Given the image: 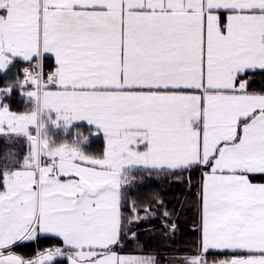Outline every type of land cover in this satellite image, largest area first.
Here are the masks:
<instances>
[{"label":"snow or ice","instance_id":"snow-or-ice-1","mask_svg":"<svg viewBox=\"0 0 264 264\" xmlns=\"http://www.w3.org/2000/svg\"><path fill=\"white\" fill-rule=\"evenodd\" d=\"M0 74V264H163L120 254L177 231L140 172L201 176L200 241L168 264H264V0H0ZM42 237L61 245L14 251Z\"/></svg>","mask_w":264,"mask_h":264},{"label":"trees","instance_id":"trees-1","mask_svg":"<svg viewBox=\"0 0 264 264\" xmlns=\"http://www.w3.org/2000/svg\"><path fill=\"white\" fill-rule=\"evenodd\" d=\"M48 63L52 64L50 59ZM12 78L13 74H0V87L4 86V84ZM261 83L262 81L257 78V83L254 87L259 89ZM25 102L26 101L19 92H14L11 99L8 101L11 110L16 112L26 111ZM76 127H79L81 131L87 134L88 126L86 124H75L72 132H70L67 137H65L63 131H56L57 140L67 139V141L71 143L73 139L72 133L75 131ZM4 146V138L0 137V148ZM104 147L105 141L102 135L93 137L92 143L89 146V152L94 155H99L102 153ZM25 149L26 145H22L19 142L15 144L16 151H23ZM200 180L201 176L198 173L192 176L191 184L180 182L172 175L149 177L144 172L138 173L135 180L137 185L135 189L136 195L145 202H150L153 196L158 195L170 210L175 209L176 215L173 220L177 225V231L175 234L165 236L159 219L147 221L138 230V240L124 245L121 252L143 254L158 253L160 255L171 249L177 248L174 246L179 245L185 253L192 254L200 241V201L198 188ZM153 207H155V205H153ZM60 245L61 241L57 238L42 237L35 242H29L23 246L17 247L14 251L19 252L27 258H32L45 249Z\"/></svg>","mask_w":264,"mask_h":264},{"label":"rangeland","instance_id":"rangeland-1","mask_svg":"<svg viewBox=\"0 0 264 264\" xmlns=\"http://www.w3.org/2000/svg\"><path fill=\"white\" fill-rule=\"evenodd\" d=\"M25 108H26V110L28 109V107H29V104L27 103V102H25ZM15 112V111H14ZM16 113H18V112H16ZM22 113V112H21ZM57 133H55V139H57ZM63 140V139H62ZM62 140H59V141H62ZM58 141V140H57ZM19 143H21L22 145H26V143H25V141L24 140H20L19 141ZM70 143V142H69ZM175 217V216H174ZM174 217H173V219H174ZM164 230V229H163ZM165 236H169V235H165ZM173 237V236H172ZM172 246H174V245H172ZM174 247H177V248H174V249H171V250H169V251H167L166 253H164V254H158V253H156V254H158V255H156L155 254V257H158L157 259H161L162 257H167L168 258V260H171V259H173V258H178V257H174V255H176L177 253H179V252H182V247H180L179 245H177V246H174ZM169 248V247H168ZM184 251V250H183ZM154 255V254H153ZM168 260H164L163 261V264H168ZM66 262H67V260H65V259H60V260H58V263L57 264H66ZM67 264H68V262H67Z\"/></svg>","mask_w":264,"mask_h":264},{"label":"crops","instance_id":"crops-1","mask_svg":"<svg viewBox=\"0 0 264 264\" xmlns=\"http://www.w3.org/2000/svg\"><path fill=\"white\" fill-rule=\"evenodd\" d=\"M51 63H54V59H50ZM259 90V89H256ZM13 111V110H12ZM16 112V111H15ZM21 113V112H18ZM76 124H86V122H76ZM56 131H62V130H56ZM255 180V182H264V180H262L260 177H255L253 178ZM16 252V251H15ZM18 254H20L19 252H16ZM121 255H130V256H138V257H155V254H143V253H123L120 252ZM22 255V254H21ZM190 253H185L184 251L177 253L176 255H174V257H184V256H190ZM35 257V256H34ZM32 257V258H34ZM27 258V257H26ZM158 258V257H156Z\"/></svg>","mask_w":264,"mask_h":264}]
</instances>
